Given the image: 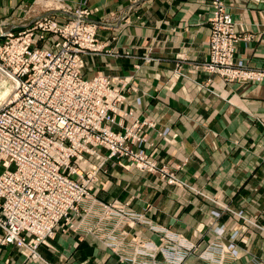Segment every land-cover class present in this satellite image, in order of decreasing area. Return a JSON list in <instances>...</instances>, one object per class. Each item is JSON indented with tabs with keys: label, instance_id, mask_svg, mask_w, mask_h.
I'll list each match as a JSON object with an SVG mask.
<instances>
[{
	"label": "crops",
	"instance_id": "crops-1",
	"mask_svg": "<svg viewBox=\"0 0 264 264\" xmlns=\"http://www.w3.org/2000/svg\"><path fill=\"white\" fill-rule=\"evenodd\" d=\"M32 1L25 10L31 0H0V14L8 12L5 15L16 22L30 23L43 9ZM64 2L72 9L49 13L63 23L72 15L70 10L85 2L93 10L90 18L101 23L99 40L110 42V48L119 51L115 58L89 56L87 67L108 75L134 76L138 89L128 90L120 107L155 122L154 129L144 132L155 144V157L162 163L183 166L177 170L181 178L217 193L224 201H232L250 216H258L264 210V84L227 83L200 67L208 59L210 0ZM224 2L242 32L253 35L251 42L237 44L236 57L264 67V0ZM16 25V30L23 28V24ZM165 129H170L168 136L158 137L157 132ZM106 167L102 199L128 202L130 207L147 212L155 224L175 231L186 243L198 245L203 241L200 247H204V240L213 231L209 222L213 219L215 226H220L231 217L225 214L215 220L209 202L202 197L166 187L155 176L133 167L114 160ZM93 219L81 221L75 228L60 227L55 237L40 245L43 260L26 261L14 244L2 245L0 264H129L121 263L95 239ZM110 229L109 225L105 233ZM125 229L129 231L128 254L133 251L135 230L161 243V233L144 226ZM244 235L248 234L241 230V256L232 264H246L243 252L250 248L264 256V239L243 240ZM184 264L208 263L192 254Z\"/></svg>",
	"mask_w": 264,
	"mask_h": 264
},
{
	"label": "built area",
	"instance_id": "built-area-1",
	"mask_svg": "<svg viewBox=\"0 0 264 264\" xmlns=\"http://www.w3.org/2000/svg\"><path fill=\"white\" fill-rule=\"evenodd\" d=\"M218 9L231 26L232 16ZM90 13L79 7L64 26L49 15L21 30L0 26V76L12 83L0 100V246L16 244L33 258L79 212L85 183L94 180L90 157L98 158L96 147L113 137L104 124L114 121V79L83 73L84 56L103 49L100 23ZM49 32L59 39L40 46Z\"/></svg>",
	"mask_w": 264,
	"mask_h": 264
},
{
	"label": "rangeland",
	"instance_id": "rangeland-1",
	"mask_svg": "<svg viewBox=\"0 0 264 264\" xmlns=\"http://www.w3.org/2000/svg\"><path fill=\"white\" fill-rule=\"evenodd\" d=\"M34 1L43 8L40 9L41 11L39 10L41 16L39 15L38 18L49 15L57 20L49 11L60 9L61 12H67L71 8L68 4H65L64 0ZM32 3L33 1L31 0V3H28V7L25 10H28ZM84 3L80 4L76 9L70 10L71 14H75L79 7H84L90 9L91 15L93 10L84 5ZM210 5L211 9L208 17L210 30L208 59L200 67L211 73L218 74L227 83L264 84V67L253 66L248 59L236 57L237 44L242 40L251 42L253 35L242 32L238 23L229 12L224 0H221V3L217 0H210ZM218 8L232 16L234 23L231 26L221 22V17L218 15ZM7 13L0 14V26L6 23L4 27L8 25L19 28L16 25L18 23L23 24L20 27L25 29L27 27L25 25L29 24L28 21L16 22L11 16L5 15ZM72 15L66 22L62 23L59 20L57 21L61 26H64V24L71 21ZM99 28L97 29L96 36L99 43L103 45V49L101 52L84 56L85 66L83 73L86 78H93L100 72L106 74L102 70L94 69L92 71L91 68L87 67V58L89 56L113 55L115 58L119 55L116 47L110 48V42H101L99 40ZM59 37L58 34L56 35L51 32L49 34L45 33V38L39 40L38 43L40 46L48 47L52 40H58ZM108 76L114 79V84H116L118 90V97L115 103L116 109L114 108L112 112L114 121L110 124L109 122L104 124V127L108 126L111 129L113 137L108 136V140L103 138L102 144L96 147L99 153L98 158L90 157L95 164L94 171L92 170L94 180L85 183L87 194L80 203L79 212L72 213L67 220H64L58 226L57 230L60 227L75 228L79 226V222L89 220L94 216V228L92 232L95 234V239L100 241L110 251L111 255L117 256L121 263L129 264H184L187 257L192 254H196L208 264H232V261H237L241 256L242 250L238 242L241 230L246 231V234H248L242 237L243 240L245 238L264 239V210L260 211L256 217L250 216L245 209H237L234 206L235 203L232 201H224L217 193L209 192L197 186L195 183L181 178L177 170H181L183 166L162 163L155 157L154 150H152L155 144L148 141L146 134H144L145 129L155 128V122L149 118H139L135 115L134 111H127L120 107V104L126 99L127 91L138 89L133 83L134 76ZM10 86H12L11 81L0 76V100L7 95ZM262 125L264 127L263 123ZM169 132L170 129L158 131L157 136L164 139L168 136ZM110 139L113 143L110 142ZM112 145H116L119 149L115 154H113ZM111 160L127 167H133L141 173L155 176L166 187L179 188L189 194L202 197L209 202L211 206V217L215 220H221L225 214L231 217L228 219V222H225L226 224L223 223L220 226H215L213 219L209 222V226L213 228L212 232L214 233L211 232L209 239L204 240V243H206L204 247H200L203 241L198 245L186 243L182 236L174 233L175 231L155 224L147 212L132 208L128 202H123L119 198L108 201L101 198V195H105V186L107 183L104 181L105 171L108 172L106 165ZM230 221L232 223L228 225ZM111 222H114L113 226H111ZM109 225L111 229L105 233V228L109 227ZM137 225L144 226L152 232L161 233V243L154 241L152 238L146 239L140 230H135L131 244L133 245V251L128 254L126 237L129 231L125 227L128 226L134 229ZM14 245L26 261L44 259L40 250H38L39 256L33 258L30 252L19 248L16 244ZM245 251L243 252L246 253L244 256L248 259L246 264H264V256L262 254L257 253L252 248ZM24 253L30 255L26 257ZM159 254L162 255L161 261H158Z\"/></svg>",
	"mask_w": 264,
	"mask_h": 264
}]
</instances>
